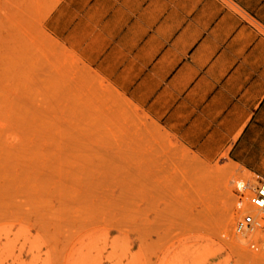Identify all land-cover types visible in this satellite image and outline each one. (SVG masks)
<instances>
[{
  "label": "rangeland",
  "instance_id": "rangeland-1",
  "mask_svg": "<svg viewBox=\"0 0 264 264\" xmlns=\"http://www.w3.org/2000/svg\"><path fill=\"white\" fill-rule=\"evenodd\" d=\"M47 9L0 0V264H264L233 231L255 177L158 128Z\"/></svg>",
  "mask_w": 264,
  "mask_h": 264
},
{
  "label": "crops",
  "instance_id": "crops-1",
  "mask_svg": "<svg viewBox=\"0 0 264 264\" xmlns=\"http://www.w3.org/2000/svg\"><path fill=\"white\" fill-rule=\"evenodd\" d=\"M44 30L207 162L264 177V0H40Z\"/></svg>",
  "mask_w": 264,
  "mask_h": 264
},
{
  "label": "built area",
  "instance_id": "built-area-1",
  "mask_svg": "<svg viewBox=\"0 0 264 264\" xmlns=\"http://www.w3.org/2000/svg\"><path fill=\"white\" fill-rule=\"evenodd\" d=\"M239 215L233 225V231L254 248L264 238V177L256 178L251 194L239 208Z\"/></svg>",
  "mask_w": 264,
  "mask_h": 264
},
{
  "label": "bare ground",
  "instance_id": "bare-ground-1",
  "mask_svg": "<svg viewBox=\"0 0 264 264\" xmlns=\"http://www.w3.org/2000/svg\"><path fill=\"white\" fill-rule=\"evenodd\" d=\"M228 173H229V172H228ZM222 179H223V178H222ZM243 186H244V185H243V182H239V183H238V188H239V189H242ZM243 204H244V200H241V201H240V204H239V205H240V208L242 207Z\"/></svg>",
  "mask_w": 264,
  "mask_h": 264
}]
</instances>
